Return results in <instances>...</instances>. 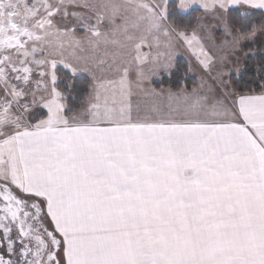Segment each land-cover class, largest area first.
I'll return each instance as SVG.
<instances>
[{
	"label": "snow or ice",
	"instance_id": "6c2138e0",
	"mask_svg": "<svg viewBox=\"0 0 264 264\" xmlns=\"http://www.w3.org/2000/svg\"><path fill=\"white\" fill-rule=\"evenodd\" d=\"M257 10L0 0V264H264V65L240 87L205 43L235 53ZM181 48L208 79L142 107Z\"/></svg>",
	"mask_w": 264,
	"mask_h": 264
},
{
	"label": "rangeland",
	"instance_id": "374dc122",
	"mask_svg": "<svg viewBox=\"0 0 264 264\" xmlns=\"http://www.w3.org/2000/svg\"><path fill=\"white\" fill-rule=\"evenodd\" d=\"M207 22V21H206ZM194 28L198 29V21L197 24L195 25ZM212 39H207L205 40V43L208 45L210 51L216 55L217 57L220 55H225L228 56L229 60H235L236 58H239V63L241 65V68L243 67V62L246 59L248 55H252L254 53V50H248V51H242L241 48L239 47V50H237L235 53H233L229 46L225 45L223 42L225 39H230L229 37H225L222 31V28H212ZM204 35V33H201ZM249 41L253 47H256L258 43L261 44L262 47V55L264 57V35H261L259 31H257V35L255 39H243L241 40V43L243 41ZM213 41L216 45V47H213ZM240 43V44H241ZM240 46V45H239ZM177 59H183L186 61V63L191 65L192 70L189 71V74L195 78L196 84L194 87H198L199 84L201 83V78L203 77L204 79H208V74L203 71V69L200 67V65L197 63L195 58L189 53L186 49H179L176 56L172 60V67H160L156 70V73L151 77V80H157L161 74H168L174 65V62ZM228 67L234 68L235 64L230 63L228 64ZM235 75V74H234ZM193 88V87H192ZM192 88L190 89H181V90H186V91H191ZM180 90V91H181ZM160 95L157 96H137L134 99L138 101L142 107L144 106H152V105H166L168 103L167 97L169 92H172L168 90L167 88H161L159 90H156ZM179 91V92H180ZM178 93V92H177Z\"/></svg>",
	"mask_w": 264,
	"mask_h": 264
},
{
	"label": "trees",
	"instance_id": "16d2710c",
	"mask_svg": "<svg viewBox=\"0 0 264 264\" xmlns=\"http://www.w3.org/2000/svg\"><path fill=\"white\" fill-rule=\"evenodd\" d=\"M200 12H194L189 16H186L181 22L183 26H187L189 29L194 28L197 24V17L200 16ZM251 23L257 25L259 31V25L264 22L261 19L260 11H252L248 17ZM240 48L242 51L254 50L252 55H248L243 62L242 70L244 75L239 80V86L244 87L245 82L254 81L259 78L258 69L264 65V57L261 53L262 47L258 43L256 47L245 40L241 43ZM196 80L189 74V66L183 59H177L174 62L172 70L168 74H161L157 80H152L151 86L156 90L161 88H167L170 91L176 92L181 89H190L194 87Z\"/></svg>",
	"mask_w": 264,
	"mask_h": 264
},
{
	"label": "crops",
	"instance_id": "0c3cea01",
	"mask_svg": "<svg viewBox=\"0 0 264 264\" xmlns=\"http://www.w3.org/2000/svg\"><path fill=\"white\" fill-rule=\"evenodd\" d=\"M241 45V44H240ZM240 47V46H239ZM173 92V91H172ZM179 92V91H176V93Z\"/></svg>",
	"mask_w": 264,
	"mask_h": 264
}]
</instances>
